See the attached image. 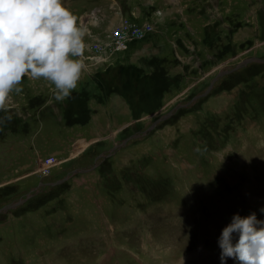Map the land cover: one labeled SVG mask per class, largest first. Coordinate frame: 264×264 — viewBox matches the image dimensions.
Masks as SVG:
<instances>
[{"label":"rangeland","instance_id":"rangeland-1","mask_svg":"<svg viewBox=\"0 0 264 264\" xmlns=\"http://www.w3.org/2000/svg\"><path fill=\"white\" fill-rule=\"evenodd\" d=\"M68 1L76 88L25 76L0 110V264H220L232 215L264 219V0Z\"/></svg>","mask_w":264,"mask_h":264},{"label":"clouds","instance_id":"clouds-1","mask_svg":"<svg viewBox=\"0 0 264 264\" xmlns=\"http://www.w3.org/2000/svg\"><path fill=\"white\" fill-rule=\"evenodd\" d=\"M64 0H0V110L20 93L25 76L52 83L57 98L71 95L81 77L86 28ZM11 119V113L0 117ZM264 212V207L260 209ZM220 264H264V219L234 213L217 240Z\"/></svg>","mask_w":264,"mask_h":264},{"label":"built area","instance_id":"built-area-1","mask_svg":"<svg viewBox=\"0 0 264 264\" xmlns=\"http://www.w3.org/2000/svg\"><path fill=\"white\" fill-rule=\"evenodd\" d=\"M130 24L131 23L128 22H124L121 24L118 23L115 27L111 28V31L109 32V34H107L108 37L107 36L106 37L109 38V40L107 41L105 40L102 45L98 43L94 44L95 49L102 51L103 48H106L108 50H111L112 52L124 50L127 41L130 40L127 39L128 34L131 35ZM147 28H149V25L145 24L142 27H140V29L135 27L134 31L137 32V36H141L146 32Z\"/></svg>","mask_w":264,"mask_h":264},{"label":"crops","instance_id":"crops-1","mask_svg":"<svg viewBox=\"0 0 264 264\" xmlns=\"http://www.w3.org/2000/svg\"><path fill=\"white\" fill-rule=\"evenodd\" d=\"M111 1L112 0H89V2H92L93 4H95L96 6L98 5L99 7H101V8H103L104 9V11L106 12V11H109V10H111V5H110V3H111ZM70 2V0L68 1V3ZM101 3H103V4H101ZM98 8V7H97ZM105 12H103V14L105 13ZM126 12V11H125ZM85 13V12H84ZM130 13H131V16L130 17H135V16H138V15H140V11H136V12H131L130 11ZM87 14V13H86ZM126 14H129V13H126ZM135 15V16H134ZM136 18V17H135ZM137 19V18H136Z\"/></svg>","mask_w":264,"mask_h":264},{"label":"water","instance_id":"water-1","mask_svg":"<svg viewBox=\"0 0 264 264\" xmlns=\"http://www.w3.org/2000/svg\"><path fill=\"white\" fill-rule=\"evenodd\" d=\"M251 60H252V59H246V60L242 61L241 63L237 64L234 68H232V69H230V70L219 72V74L217 75V77H218V76H221L222 74H225V73H227V72H229V71L236 70V69H238L239 67L245 65L247 62H249V61H251ZM217 77H216V78H217ZM214 80H215V79H214ZM214 80H213L212 82H214ZM212 82H211V83H212ZM163 119H164V117H163L162 119L157 120L156 123L158 124V123L162 122L161 120H163ZM156 123H154V124H156ZM154 124H152V125L150 126V129H152V128L154 127ZM88 170H91V168H86L85 170H83V172H84V171H88ZM5 210H7V209L4 208L3 211H5ZM3 211H1V212H3Z\"/></svg>","mask_w":264,"mask_h":264},{"label":"bare ground","instance_id":"bare-ground-1","mask_svg":"<svg viewBox=\"0 0 264 264\" xmlns=\"http://www.w3.org/2000/svg\"><path fill=\"white\" fill-rule=\"evenodd\" d=\"M117 123V122H116Z\"/></svg>","mask_w":264,"mask_h":264}]
</instances>
